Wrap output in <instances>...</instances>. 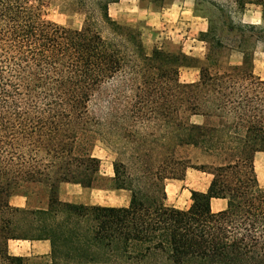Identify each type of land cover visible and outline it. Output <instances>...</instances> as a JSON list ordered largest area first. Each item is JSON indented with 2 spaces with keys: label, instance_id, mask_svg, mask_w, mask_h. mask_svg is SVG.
<instances>
[{
  "label": "trees",
  "instance_id": "1",
  "mask_svg": "<svg viewBox=\"0 0 264 264\" xmlns=\"http://www.w3.org/2000/svg\"><path fill=\"white\" fill-rule=\"evenodd\" d=\"M46 1L0 0V264H264V187L254 160L264 152V78L253 70L264 0H229L239 13L261 6L258 24L208 18L203 62L146 52L141 32L109 15L119 0H69L85 13L80 28L45 19ZM232 50L240 63L224 65ZM186 67L198 69L197 80H180ZM152 123L168 137L154 157L138 128ZM96 141L116 153L111 181L130 192L126 206L58 197L61 183L95 185ZM125 149L137 157L124 159ZM188 149L193 157L181 153ZM188 168L210 175L206 190L191 189L187 208L167 205L165 180H183ZM33 186L47 190L45 208L10 203ZM212 198L225 208L213 211ZM18 239L48 240V260L10 253Z\"/></svg>",
  "mask_w": 264,
  "mask_h": 264
},
{
  "label": "rangeland",
  "instance_id": "2",
  "mask_svg": "<svg viewBox=\"0 0 264 264\" xmlns=\"http://www.w3.org/2000/svg\"><path fill=\"white\" fill-rule=\"evenodd\" d=\"M172 3L173 6H171ZM216 4H220L223 11L218 9ZM188 5L193 6V13L190 19L186 18V15L181 12V8ZM172 7L175 9L173 13H171ZM108 13L111 18L120 24L138 29L141 32L144 48L148 53L157 47L166 51H182L185 54L192 55L188 52L192 51V47L195 46V52L198 54L193 55L205 57L207 44L196 43L193 40L194 38L200 39L198 22L203 23L206 27L208 26V18L214 20L218 26H221L223 21L229 20H232L234 23L241 20L244 23L258 24L261 22L262 8L261 6L250 4L246 6L243 12L239 13L234 11L233 5L229 0H119L111 2L108 5ZM42 16L45 19L72 28L82 27L86 17L84 11L76 8L69 0H47L42 7ZM93 25L104 37H110L107 25L98 19V17L95 18ZM229 53L228 58L223 59L224 65L240 63L241 54L239 52L232 50ZM253 70L264 78V44L261 42L254 45ZM197 78V68L186 67L180 71V80L182 82H191L197 80ZM91 108L94 113H101V107L97 100L91 103ZM192 120L199 122L201 118L192 117ZM157 126V124L152 123L147 126L138 127L146 137L144 148L148 151L145 152L147 156L154 157L156 155L155 146L160 138V141H167L168 139V137H161L163 133ZM124 151L122 153L124 159L125 157L131 158V156L137 157V149H125ZM92 152L100 160L99 178L92 189H84L78 184L61 183V187L59 186L58 188V197L62 201L71 203L90 204L96 202L115 205L118 198H122L115 195V192L112 191V163L116 157V153L102 141L95 142ZM181 153L192 157L195 155V151L191 149L182 150ZM157 157L164 160L167 157V151L163 149V152ZM254 160L259 183L264 187V152L256 153ZM209 180V174L192 168L186 170L183 180L166 179V204L177 208H187L191 203L190 190L201 191L204 188L206 189ZM125 193L129 200L130 192L125 190ZM25 194H27V196H24L27 199L25 206L29 208H45L47 206L48 194L46 189L33 186L25 191ZM19 243L17 241L12 242L10 251H16L14 245H20ZM39 260H48V255L42 256Z\"/></svg>",
  "mask_w": 264,
  "mask_h": 264
},
{
  "label": "crops",
  "instance_id": "3",
  "mask_svg": "<svg viewBox=\"0 0 264 264\" xmlns=\"http://www.w3.org/2000/svg\"><path fill=\"white\" fill-rule=\"evenodd\" d=\"M171 6H173V3H172ZM181 9H182L181 12L186 15V18L190 19V17L192 16L191 14L193 13V6H189L188 5V6H185V7L181 8ZM174 11H175V9H174V7H172L171 8V13H173ZM190 25H192V23H190ZM193 25H195V24L193 23ZM198 26L200 27L199 28V32L205 31L207 29V27L205 25H203V23L198 22ZM193 40L196 41V43H200V44L205 43V42H203L202 40H200L198 38H194ZM188 41H186V42H188ZM192 48H193V50L189 51L188 53L192 54L191 56H194L195 54H198V53L195 52V49H194L195 46H193ZM194 57L198 58V60L200 62L205 60V57H197V56H194ZM236 64H238V63H236ZM82 188H84V189H90L91 188L92 189V187H82ZM205 190L206 189L204 188L201 191H205ZM112 191L115 192L114 193L115 195H118L119 197H122V198H118V200L116 201L115 205L96 203V202H93V203H90V204H100V205H104V206H126L129 203V200L126 197L127 195L125 193V189L113 188ZM9 201L14 206H25L26 203H27V199L21 194H15V195L10 196ZM225 206H226L225 199H221V198H212L211 199V208H212V210H213V208H215V210H213V211L221 210V209L225 208ZM16 241L20 242L19 243L20 245H16L15 244L14 248H16V251L11 252L10 251V248L12 246L11 244H12V242H16ZM9 251H10V253H12L14 255L44 256V255H48V253L50 252V242L48 240H31V241L19 240V239L18 240H10L9 241Z\"/></svg>",
  "mask_w": 264,
  "mask_h": 264
}]
</instances>
